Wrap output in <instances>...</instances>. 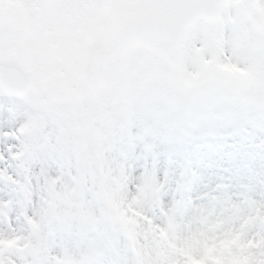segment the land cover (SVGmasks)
Returning a JSON list of instances; mask_svg holds the SVG:
<instances>
[{
	"label": "snow or ice",
	"instance_id": "snow-or-ice-1",
	"mask_svg": "<svg viewBox=\"0 0 264 264\" xmlns=\"http://www.w3.org/2000/svg\"><path fill=\"white\" fill-rule=\"evenodd\" d=\"M262 16L0 0V264H264Z\"/></svg>",
	"mask_w": 264,
	"mask_h": 264
},
{
	"label": "water",
	"instance_id": "water-1",
	"mask_svg": "<svg viewBox=\"0 0 264 264\" xmlns=\"http://www.w3.org/2000/svg\"><path fill=\"white\" fill-rule=\"evenodd\" d=\"M202 14H204V15H212L213 14V10H211V9H207V10H205Z\"/></svg>",
	"mask_w": 264,
	"mask_h": 264
},
{
	"label": "rangeland",
	"instance_id": "rangeland-1",
	"mask_svg": "<svg viewBox=\"0 0 264 264\" xmlns=\"http://www.w3.org/2000/svg\"><path fill=\"white\" fill-rule=\"evenodd\" d=\"M259 22L262 23V24H264V16L261 17V19H260Z\"/></svg>",
	"mask_w": 264,
	"mask_h": 264
}]
</instances>
